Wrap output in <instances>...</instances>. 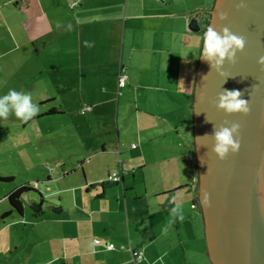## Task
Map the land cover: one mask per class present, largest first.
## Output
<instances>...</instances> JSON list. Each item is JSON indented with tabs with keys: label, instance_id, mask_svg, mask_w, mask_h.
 <instances>
[{
	"label": "crops",
	"instance_id": "0c3cea01",
	"mask_svg": "<svg viewBox=\"0 0 264 264\" xmlns=\"http://www.w3.org/2000/svg\"><path fill=\"white\" fill-rule=\"evenodd\" d=\"M215 1L0 0V94L14 88L57 106L29 120L54 117L52 128L39 129L48 132L40 137L50 159L62 150L74 161L83 151L78 168L60 159L64 171L48 173L51 182L82 178L63 189L66 218H47L62 229L59 247L38 244L49 250L42 264L211 263L194 232L201 211L192 101ZM196 17L200 32L188 28ZM76 133L106 139L76 152L67 146ZM123 136L139 146L123 150ZM113 173L116 184L108 181Z\"/></svg>",
	"mask_w": 264,
	"mask_h": 264
},
{
	"label": "water",
	"instance_id": "95a60500",
	"mask_svg": "<svg viewBox=\"0 0 264 264\" xmlns=\"http://www.w3.org/2000/svg\"><path fill=\"white\" fill-rule=\"evenodd\" d=\"M222 12L227 14L224 20ZM209 24L243 37L245 47L220 71L202 59L196 70L192 122L206 251L210 264H264V65L258 62L264 57V0H216ZM188 28L200 32L197 17ZM225 89L239 90L248 100L247 115L217 107ZM232 123L240 126V149L220 159L212 150L211 134L214 126Z\"/></svg>",
	"mask_w": 264,
	"mask_h": 264
},
{
	"label": "rangeland",
	"instance_id": "374dc122",
	"mask_svg": "<svg viewBox=\"0 0 264 264\" xmlns=\"http://www.w3.org/2000/svg\"><path fill=\"white\" fill-rule=\"evenodd\" d=\"M4 93H6V90L2 91V94ZM32 100L38 105L36 115L40 114L44 109L52 111L54 107H57L51 102L41 104L35 101V99ZM52 118L54 117L49 115L40 121L34 119L22 121L14 115H9L7 119L0 120V178H12L9 182H0V264H42L44 263V257H49V250L43 252L42 247L39 245L49 242V245L59 247V237L62 227L52 221L48 222L47 218L48 216H54L56 217V221H58V218H66V208L69 207L68 203H70V200L68 199V194H65L63 189L68 188V186H74L76 183L73 180L77 177L82 178V173L78 172L76 176L68 178L69 180L51 182L48 180L49 174L51 175L50 170L55 171L51 175V179L58 177L64 171L61 168V163H59L60 159L69 168L72 163H74L75 169L78 168L76 162L83 155V151L80 150L81 146L83 147L87 142L93 144L95 139H106L104 135L93 134L89 136V134L76 133L73 142L67 143V146L71 144L74 151L80 150V155H76V157H79H73L75 160L72 161L71 154L66 155V152L61 150L58 160L50 159V155H48L50 152L42 151L41 149L44 146V139L40 137L43 132V134H47L48 132L39 131V129L40 125L52 128L55 120ZM96 125H98L97 122ZM112 134L116 136V132ZM85 136L86 138H84ZM134 137H122L123 150L130 148L133 146L132 144L135 147L139 146L138 141L140 140ZM105 168L106 166H103L99 172H104L107 177L108 169ZM109 170L113 172L112 168ZM118 185L120 186L121 183ZM23 186L29 187L32 190L21 196L24 214L20 216L8 202L7 195ZM36 191H41L44 195L45 216L34 217L32 215L31 205L40 201ZM54 207H64V214L56 215L51 213V209L48 208L53 209ZM9 212H11V215L2 219L3 215ZM196 224L194 232L199 234L200 237L198 248H200V251L204 250L206 252L205 228L201 216L198 217ZM95 239L103 242L101 236L97 237L95 235L93 242ZM54 254L56 255V252Z\"/></svg>",
	"mask_w": 264,
	"mask_h": 264
},
{
	"label": "clouds",
	"instance_id": "9594fccd",
	"mask_svg": "<svg viewBox=\"0 0 264 264\" xmlns=\"http://www.w3.org/2000/svg\"><path fill=\"white\" fill-rule=\"evenodd\" d=\"M244 5L241 4L240 7ZM227 14L221 13L220 19H226ZM245 47L243 37L232 33L227 27L220 32L216 31L209 24L203 33V45L200 59L208 62L211 70L220 71L225 61L234 63L238 52H242ZM260 64L264 65V57H260ZM239 90H223L218 96L217 107L227 114L240 113L247 115L250 112L248 100L241 98ZM38 112V105L33 102L31 93L20 92L10 88L6 93L0 94V120L7 119L9 115H14L17 119L28 121ZM239 124L232 123L231 126H214V145L212 150L220 159H224L229 152L236 153L240 149ZM204 203L208 202V193H203ZM179 206H177L178 208ZM177 208H173L175 213Z\"/></svg>",
	"mask_w": 264,
	"mask_h": 264
},
{
	"label": "trees",
	"instance_id": "16d2710c",
	"mask_svg": "<svg viewBox=\"0 0 264 264\" xmlns=\"http://www.w3.org/2000/svg\"><path fill=\"white\" fill-rule=\"evenodd\" d=\"M208 20H210V18H208ZM208 20L205 23L206 27L208 25ZM50 113L52 114L54 112L52 111ZM11 180H12V178H0V182H9ZM31 190L32 189H30L29 187L23 186V187H20L18 189H15L14 191H12L11 193H9L7 195L8 202L13 207V210H15V212L20 216H22L24 213L23 212L24 206L21 202V196H22V194H24L28 191H31ZM36 192L39 195L40 201H39V203H34L33 205H31V211H32V215L34 217H39L43 213L42 210H43V205H44L45 201L40 196L39 192L38 191H36ZM197 204H198V201H197ZM198 206H199V204H198ZM58 210H59V208H54L53 211H54V213H58ZM10 214H11V212L4 214L2 219L7 218L8 216H10Z\"/></svg>",
	"mask_w": 264,
	"mask_h": 264
},
{
	"label": "built area",
	"instance_id": "2783aa9c",
	"mask_svg": "<svg viewBox=\"0 0 264 264\" xmlns=\"http://www.w3.org/2000/svg\"><path fill=\"white\" fill-rule=\"evenodd\" d=\"M76 6H77V3L73 4L71 7L75 8ZM125 79H126V77H120L119 82H118L120 87L124 86ZM120 179L121 178L118 174L113 173L112 175L109 176L108 181L114 182L116 184L119 182ZM95 242H96V245L101 244L100 241L95 240ZM106 248L108 250L114 249V247L111 243L106 244ZM132 258H133L134 262L140 261L142 259V254L132 253Z\"/></svg>",
	"mask_w": 264,
	"mask_h": 264
}]
</instances>
